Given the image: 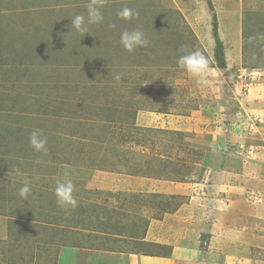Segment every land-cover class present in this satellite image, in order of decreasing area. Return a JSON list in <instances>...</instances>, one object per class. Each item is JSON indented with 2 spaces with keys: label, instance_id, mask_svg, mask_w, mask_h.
Here are the masks:
<instances>
[{
  "label": "rangeland",
  "instance_id": "obj_1",
  "mask_svg": "<svg viewBox=\"0 0 264 264\" xmlns=\"http://www.w3.org/2000/svg\"><path fill=\"white\" fill-rule=\"evenodd\" d=\"M46 2L0 0V264H57L85 241L76 231L160 258L199 242L191 262L223 264L226 214L264 216V0H102L104 21L85 36L71 17L90 0ZM124 7L139 17L119 18ZM133 29L149 45L127 52L120 34ZM195 51L209 60L204 83L177 64ZM34 130L46 154L30 146ZM111 173L138 178L140 194L103 189L127 179ZM65 176L75 208L56 202ZM250 218L239 229L258 241L264 219ZM153 220L174 225L153 235Z\"/></svg>",
  "mask_w": 264,
  "mask_h": 264
},
{
  "label": "crops",
  "instance_id": "obj_2",
  "mask_svg": "<svg viewBox=\"0 0 264 264\" xmlns=\"http://www.w3.org/2000/svg\"><path fill=\"white\" fill-rule=\"evenodd\" d=\"M49 2H59L57 4H68V6H75L78 0H47ZM259 108L263 109L262 104L260 103ZM111 178L124 177L127 179H117L114 182L119 183L117 185H111L110 182L105 181L103 189H109L111 192L126 191L128 193H138V178L132 176H125L120 174L111 173ZM111 181V180H110ZM129 181V182H126ZM126 182V183H125ZM264 182V181H263ZM113 184V182H112ZM119 185V186H118ZM127 185V186H124ZM136 186V187H133ZM115 187H118L115 189ZM264 189V185L261 186ZM122 189V190H121ZM118 205V202L115 201ZM236 205V204H235ZM118 210V209H115ZM261 211L264 215V203L261 208ZM255 212V211H254ZM242 213L237 212L234 215H230V212L226 214L227 222H230V225H223L222 229L218 232V239H221L222 250L225 251V258H223V264H264V256L260 257V252L264 254V235L258 236L259 240L251 238L249 234L250 230L247 231V228L239 229L242 221L244 223L245 217H251L256 220V216L261 217V220L264 219V216L257 215L256 213L249 214V216H241ZM252 215V216H251ZM239 217V218H238ZM250 218V219H251ZM251 219V221L253 220ZM167 220V219H166ZM163 220L152 222V233L156 235L158 231L164 230L163 227H171L174 224ZM254 223V221H253ZM248 223V224H253ZM247 224V225H248ZM209 225V224H208ZM243 225V224H242ZM162 226V227H161ZM244 226V225H243ZM250 226V225H249ZM161 227V228H159ZM208 233L212 234L213 229L210 228L211 225L206 226ZM119 232V230H118ZM84 236L80 232H75L78 238L84 237L85 241L81 242L77 239L74 244H70L66 247L60 248L59 261L57 264H194L191 262L192 257H198L201 255L200 250L198 249L199 242H195L192 246L187 247L183 246V242L175 245L173 258H160L153 256H144L142 254H136L132 251L131 242H129L127 237H120L118 234L114 233H102V232H88L84 231ZM108 235V236H106ZM257 236L253 235V238ZM113 242L112 246H109L108 239ZM213 239V238H211ZM239 243H245L239 245ZM224 245V246H223ZM253 248L254 253L258 256L249 252ZM229 249V250H228ZM242 250V251H241ZM252 251V250H251ZM227 252V253H226ZM174 256L178 258H174Z\"/></svg>",
  "mask_w": 264,
  "mask_h": 264
},
{
  "label": "clouds",
  "instance_id": "obj_3",
  "mask_svg": "<svg viewBox=\"0 0 264 264\" xmlns=\"http://www.w3.org/2000/svg\"><path fill=\"white\" fill-rule=\"evenodd\" d=\"M103 7L102 0H90L87 6V16L75 15L71 17V31L74 29L77 33L85 36L90 33L89 26L100 24L104 21V15L101 12ZM117 16L124 20H132L139 17V13L134 10L124 7L117 12ZM116 28L113 23L110 25ZM120 43L127 52H133L137 48L147 47L149 40L145 33L140 29H133L131 31L125 30L120 34ZM183 51V49H181ZM177 64L181 69H185L188 73L198 79V82L204 83L210 74L209 60L200 51L191 52L187 55H182L178 58ZM112 74V73H111ZM113 80L118 84L122 79V74L115 73ZM29 144L36 152L47 153L48 140L41 130H34L29 135ZM75 186L71 179L67 176L63 180H58L55 187V197L57 204L62 207L75 208L78 205V200L74 196ZM31 193V186L27 180L18 190V195L27 200Z\"/></svg>",
  "mask_w": 264,
  "mask_h": 264
},
{
  "label": "trees",
  "instance_id": "obj_4",
  "mask_svg": "<svg viewBox=\"0 0 264 264\" xmlns=\"http://www.w3.org/2000/svg\"><path fill=\"white\" fill-rule=\"evenodd\" d=\"M217 28V27H216ZM217 33V32H216ZM216 44H217V47H220L221 46V41L220 39L217 37L216 35Z\"/></svg>",
  "mask_w": 264,
  "mask_h": 264
}]
</instances>
